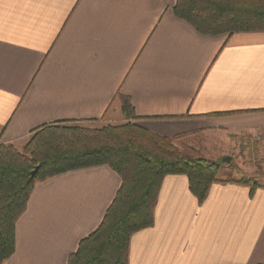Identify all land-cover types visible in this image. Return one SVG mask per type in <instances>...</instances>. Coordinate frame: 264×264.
Wrapping results in <instances>:
<instances>
[{
    "label": "crops",
    "instance_id": "crops-1",
    "mask_svg": "<svg viewBox=\"0 0 264 264\" xmlns=\"http://www.w3.org/2000/svg\"><path fill=\"white\" fill-rule=\"evenodd\" d=\"M175 1L0 0V144L57 121H121L119 95L189 154L263 142L264 31L202 34ZM120 184L106 164L35 183L1 264H67ZM261 263L263 187L212 183L199 203L186 175L168 174L153 224L129 241L128 264Z\"/></svg>",
    "mask_w": 264,
    "mask_h": 264
},
{
    "label": "trees",
    "instance_id": "trees-1",
    "mask_svg": "<svg viewBox=\"0 0 264 264\" xmlns=\"http://www.w3.org/2000/svg\"><path fill=\"white\" fill-rule=\"evenodd\" d=\"M172 11L205 35L264 31V0H176ZM118 98L126 123L85 127L57 121L31 130L22 150L0 144V264L14 253L15 224L35 183L65 171L106 164L121 180L101 223L80 240L67 264H128L130 237L153 224L158 190L168 174L186 175L199 203L212 183L246 185L250 194L264 188L259 176L241 171L237 178L232 172L219 178V162L193 156L172 138L131 123L137 116L130 100Z\"/></svg>",
    "mask_w": 264,
    "mask_h": 264
},
{
    "label": "rangeland",
    "instance_id": "rangeland-1",
    "mask_svg": "<svg viewBox=\"0 0 264 264\" xmlns=\"http://www.w3.org/2000/svg\"><path fill=\"white\" fill-rule=\"evenodd\" d=\"M134 119H131L130 122L142 127L139 123H136ZM127 120L123 118L121 121H112V122H95V123H85V122H73V124L81 125L85 127H100L102 125L107 124H122L126 123ZM144 128V127H142ZM146 129V128H144ZM148 130V129H146ZM149 131V130H148ZM151 132V131H149ZM154 133V132H152ZM31 135H29L25 140L19 142L14 145L18 150H22L24 145L28 142ZM173 139V144L178 147L177 143H175V138ZM258 139H253L251 141L237 143L235 145L228 146H220L215 145L214 148H210L207 142H205L204 148H196V150L192 151L191 155L193 156H203L206 159L211 160L212 162H219L222 165V169L220 170L218 177L224 178L229 173H234L232 176L237 178V172L241 171L250 176H259V182L264 184V141L257 144H254V141ZM214 145V144H211ZM182 150V148L178 147ZM184 149V148H183ZM187 150V149H186ZM184 151V150H183ZM186 152V151H185ZM230 157L229 162H223L222 158ZM231 163L232 167L228 164ZM231 168V169H230ZM237 168V170H235Z\"/></svg>",
    "mask_w": 264,
    "mask_h": 264
},
{
    "label": "water",
    "instance_id": "water-1",
    "mask_svg": "<svg viewBox=\"0 0 264 264\" xmlns=\"http://www.w3.org/2000/svg\"><path fill=\"white\" fill-rule=\"evenodd\" d=\"M222 161L223 162H229L230 161V157H224V158H222ZM38 165L31 171V176H33L34 174H35V172L37 171V169H38Z\"/></svg>",
    "mask_w": 264,
    "mask_h": 264
}]
</instances>
